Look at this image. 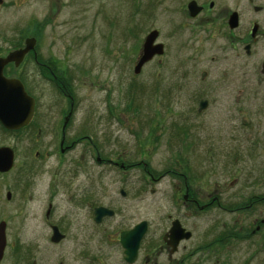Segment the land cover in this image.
<instances>
[{
	"label": "rangeland",
	"instance_id": "1",
	"mask_svg": "<svg viewBox=\"0 0 264 264\" xmlns=\"http://www.w3.org/2000/svg\"><path fill=\"white\" fill-rule=\"evenodd\" d=\"M206 1L214 3L210 17L193 22L182 13L183 0H58L59 8L56 0H1L0 54L25 38L38 39L40 60L49 59L55 74L66 77L65 91L74 103L66 135L74 142L70 151L60 153L58 141L50 140L57 112L69 100L54 81L29 80L26 61L19 75L35 99L41 140L34 143L36 127L13 135L0 130V145L14 147L18 160L27 158L24 170L35 168L42 185L26 197V188L15 189L11 202L5 199L8 187L0 186V221L6 224L0 264H123L113 233L140 221L147 223L140 249H155L171 211V188L179 181L171 173L189 175L200 198L217 187L228 210L234 209L197 210L196 245L206 234L211 240L221 224L241 223L245 231L264 217L263 201L244 208L254 196L264 195V0ZM254 6L260 10L254 12ZM222 9L237 12V39L220 27V19L211 21ZM252 23L259 26V44L247 56L241 45ZM152 30L158 31L156 42L164 52L134 74L141 44ZM202 100L207 106L198 112ZM92 145L101 160L119 157L127 169L97 163ZM23 168H15L13 177ZM75 173H94L98 183L92 206L79 201L91 177ZM46 180L56 185L53 190L46 188ZM47 196L49 220L64 235L58 243L50 242L51 230L43 222ZM95 205L114 216L94 224ZM224 245L211 247L204 257L197 254L196 262L264 264L260 236L229 238Z\"/></svg>",
	"mask_w": 264,
	"mask_h": 264
},
{
	"label": "flooded vegetation",
	"instance_id": "2",
	"mask_svg": "<svg viewBox=\"0 0 264 264\" xmlns=\"http://www.w3.org/2000/svg\"><path fill=\"white\" fill-rule=\"evenodd\" d=\"M17 1H18V3L20 2V4H21V3H24L27 1L47 2V1H51V0H17ZM56 1L58 2V0H56ZM183 1H184V3L181 7L182 13L189 18L188 20L193 21V22H195L197 20L206 21L210 17V15L212 13V8L214 5L213 2H209V1L207 2L206 0H183ZM190 1H194L201 8L200 12L194 17H190L188 15L187 10H186V6ZM0 3H1V0H0ZM210 3L212 4V7L209 6ZM58 4H59L58 5V8H59L61 3L58 2ZM254 7H257V6H254ZM259 10H260V8H259ZM233 12H235V11L228 12L227 9L219 10L217 13H215V15L211 21H216L217 19H220L221 20V23H220L221 26L220 27H226V29L228 30L227 34L229 36H231V38L237 39V38H235L234 34H235V32H237L241 29L238 14H237L238 26L235 29H230L228 26V18L230 16V14ZM137 13L138 12L135 10L133 14L137 15ZM139 13H140V16L143 13V9H142L141 5H140V12ZM235 13H237V12H235ZM253 24H255L257 26V30L255 32L254 37L248 36L246 41H244L241 45V49L245 54H246V51L244 48L246 45L249 46L248 53L246 54L247 56L250 55L252 47L254 45L257 46L259 44V35H258L259 26L257 23H252V25ZM34 38L36 39V44H35L33 50L29 51L24 56L23 60L21 61V63L18 66H14L12 63L7 64L3 68L2 74L5 78H14V79L19 80L23 84V87H24L25 91L27 92V94L29 96H31V94H29L30 92L28 90L29 87L27 88V86H25V83L21 80L22 76L19 75V73L21 72L20 70L23 69L25 62L29 61L28 66L30 67V69H29L30 73L29 74H30V78H31L29 80L34 81L37 77H39V78H42V79L49 81V82L54 81L55 84H53V86L56 89H59V90L61 89L63 91L62 95L64 96L65 99L69 100V105H68V107L63 106L57 112L58 119L56 121L55 126L52 129V133H53V131H54V133H53V136L50 137V140L58 141L59 151L61 149H63V152L64 151L68 152L71 150V147H72L73 142H74L71 139H69L68 136L66 135L67 123H68L69 119L74 114L73 98L71 95L67 94L65 91L66 89H65V84L63 82V79L66 80V77L63 75L61 76V74H59L60 77H58L55 74V72L53 71V69L51 67L52 65H49V61H46L47 58L40 60L41 57H39L40 51L38 48V39L36 37H34ZM104 41L107 45L108 39L106 38ZM159 44H161V43H159ZM22 47H23V42L20 44L13 45L12 47H9L8 51H6L5 53H1L0 57L5 56L8 52H10L12 50H16V49H19ZM163 52H164V50H163ZM236 56H239V54L237 53ZM47 60H49V59H47ZM136 61H137V59H136ZM136 61H135V63H136ZM135 63H134V65H135ZM263 63H264V59L261 61V64H260V74H262V75L264 74V72H261L264 69V67L262 66ZM38 68H40V69H38ZM54 70L57 71L56 68H54ZM200 102L201 101L198 102V108H197L198 112H199V103ZM37 115H38V113H37L36 103H35V99H34L33 115H32L30 122L26 126H23L22 128H19L17 130H6L5 128H3L0 125V130L3 131L4 133H8V134L13 135V134H17V133L22 132V131L32 130L33 128L36 127V134H35L34 143H37L39 140H41V136H42V134H41L42 129L40 127L42 123H39L38 125H36V123H35ZM69 140H71V141H69ZM60 145H61V147H60ZM0 148H8L12 151V164H11L10 169L5 171V172L0 171V186H2L4 188L8 187L7 189H5L6 190L5 199L8 202H11L14 199L13 191L15 189H18V188H21L22 191H23V189L26 188V191H24V194H23L24 197H26L28 195L29 191H30L29 194L35 193L37 187L42 185L41 173H37V171H35V168H32L31 165H30L31 169L29 171H25L24 169L28 166L25 163L27 158H24L22 160H18L16 158V153H15L16 149L14 147L7 146V145H0ZM63 152L60 151V153H63ZM24 153L27 157H31L30 152H24ZM91 153L93 155H95V161L97 163L107 162L108 164H111L112 166H118L121 170L127 169V166L124 164V162L120 161V163H118L119 157L116 158V160H114V161L101 160L99 157L98 149L95 147V145L91 146ZM38 154H39V152L37 150L32 152V157L34 160L38 159ZM46 155L50 156V154L48 152H46ZM15 168H20V169L23 168V171L21 173H16V176L13 177V174L15 172L14 171ZM44 174L45 173H43V175ZM75 174L81 175L84 173H75ZM93 174L94 173H85L84 176L85 177H91ZM121 174L125 177L129 173H121ZM171 174L176 175L177 179L179 181L177 182V185H175L171 188V195L168 197V199L170 201L171 211L165 215V220H166L165 226L163 227V230L161 231L157 246L155 249H150V250L140 249V247H141L140 242L143 238L142 237L140 242H139L135 261L132 264H199L195 260L197 254L198 255L200 254L202 257H204L205 256L204 254L212 253L211 247H214L213 249H215L218 247L221 248L224 244H225L224 246H226L229 238L234 239V238H237L239 236H241V237H253V236L257 237V236H260L262 238V241L264 242V217H261L258 220L252 221V223L250 225H248L247 228L244 229L245 231H243V227L240 225L241 223L238 226L235 224H232V226L230 228H228L226 224L225 225L221 224V226L218 228L219 231L217 233H211L210 234L212 236L211 240L206 239L209 237V234H206L205 235L206 237L204 239L205 240L204 243L196 245L195 240H194V237H195V221L194 220L196 217L197 210L203 211L204 209H208V208H211V209L216 208V209H219V210L225 211V212H233L234 209L228 210L227 205L223 203L222 199H220L221 194L217 193V187H216V189H214V192L210 193L206 198H200L199 193L191 187V184H190L191 181L189 179V175H186L185 173H171ZM144 176L152 179V181H157L156 179L153 180L152 176L149 173H144ZM92 178L93 177H91V179L88 181V185L85 186V193H83L81 198H79V201L81 203L88 205V206H92L94 204L92 202L93 201L92 198L94 197L93 192L95 191V189H97L96 188L97 186L95 185V183L96 184L98 183V181L96 179L93 180ZM95 178H98V175H95ZM180 182H181V184H180ZM122 183H123V185H125L127 183V181L125 180ZM262 184H263L262 186L264 187V180L262 181ZM53 185L56 186L52 181L50 182V181L46 180V188L47 189L53 190ZM119 195L121 197L125 198L126 191L121 189L119 191ZM83 198L86 199L85 203L83 202ZM262 201L264 202V195H263V197H260L259 195L256 197L254 196V198L251 199L247 203V205L244 206V208H246V209L257 208L261 204ZM46 204H47V209H46V212L44 214L43 222H44V225L48 229L51 230L53 226L57 227L56 225L51 224V222L49 220L50 210L52 208L51 197L47 196ZM99 207H103V206L95 205L91 209L92 221L96 225H99L103 219L111 218L114 216V212L112 210H110L106 207H103L106 210L111 211L112 214L109 216L105 215V216L101 217L100 221L98 223H96L94 220V218H95L94 211H95V209H97ZM239 209H242V207H240ZM235 210H238V209H235ZM260 213L262 214L261 211H260ZM136 224H134V225H136ZM134 225L130 226L128 228H122V229L118 230L117 232L113 233L114 239L118 242V244L120 245L121 248H122V246L119 243L121 233L132 229L134 227ZM57 229H58V227H57ZM58 231L60 233L59 229H58ZM51 233H52V231H51ZM60 234L63 235L62 233H60ZM187 234L189 236L188 238L185 237ZM108 237L111 238L110 235ZM63 238H64V235H63ZM49 240H50V238H49ZM221 249H223V248H221ZM123 252H124V249L122 248L121 262L123 264H128L124 261V253Z\"/></svg>",
	"mask_w": 264,
	"mask_h": 264
},
{
	"label": "water",
	"instance_id": "3",
	"mask_svg": "<svg viewBox=\"0 0 264 264\" xmlns=\"http://www.w3.org/2000/svg\"><path fill=\"white\" fill-rule=\"evenodd\" d=\"M212 7V4L209 5ZM186 10L190 17L196 16L201 8L194 2L190 1ZM259 7H254V11H258ZM228 26L230 29H235L238 26L237 13L233 12L228 18ZM257 26L253 24L250 36L254 37ZM158 36V31L152 30L147 33L141 44L140 52L133 68V73L138 74L141 67L149 62L153 57L161 55L163 53V46L159 43H155ZM36 40L34 38H26L23 43V47L8 52L5 56L0 57V124L7 130H17L23 126H26L33 115L34 99L31 98L24 90L21 82L14 78H5L2 74L4 66L9 63H13L14 66H18L23 60L24 56L35 46ZM246 54L248 53L249 46H245ZM264 67V63L262 65ZM264 72V69L261 71ZM207 106L206 101L199 103V111L205 109ZM61 147V145H60ZM63 152V149L60 150ZM12 164V151L8 148H0V171L5 172L10 169ZM95 222L98 223L101 217L111 215L112 212L106 210L103 207L95 209ZM5 222L0 221V262L3 258L6 237H5ZM147 229V223L141 221L134 225V227L126 232L121 233L120 241L122 248L124 249V261L128 264H132L135 261L139 242ZM50 241L57 243L63 239L57 229L53 226L51 229ZM188 238V234L185 236Z\"/></svg>",
	"mask_w": 264,
	"mask_h": 264
}]
</instances>
